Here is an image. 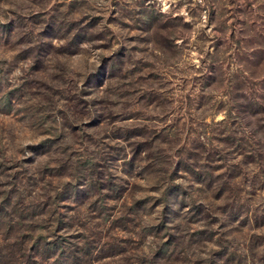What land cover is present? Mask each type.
Here are the masks:
<instances>
[{"label":"rangeland","instance_id":"obj_1","mask_svg":"<svg viewBox=\"0 0 264 264\" xmlns=\"http://www.w3.org/2000/svg\"><path fill=\"white\" fill-rule=\"evenodd\" d=\"M153 253L264 264V0H0V264Z\"/></svg>","mask_w":264,"mask_h":264},{"label":"trees","instance_id":"obj_2","mask_svg":"<svg viewBox=\"0 0 264 264\" xmlns=\"http://www.w3.org/2000/svg\"><path fill=\"white\" fill-rule=\"evenodd\" d=\"M51 248L54 249L53 246ZM71 250H73V249H71ZM17 251L20 254L19 256H21V253H22L23 250L17 246ZM73 252L75 253V251H73ZM156 255H157V253L156 254L155 253L152 254L153 257H151L152 260L149 261V264H152V263H155V262L157 263L158 262L156 260L159 258V256L158 255L156 256ZM26 260H29V259L26 258ZM48 260H50V261H48ZM51 260H53V255L52 256L50 255V256L46 257V259H43V260L42 259H37L36 261H33V263H36V264H53V261H51ZM137 263L139 264V260H138Z\"/></svg>","mask_w":264,"mask_h":264}]
</instances>
